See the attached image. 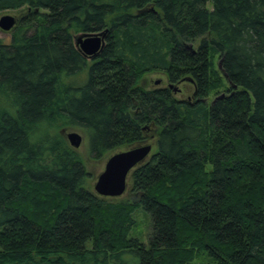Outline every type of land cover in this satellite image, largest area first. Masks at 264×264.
I'll return each mask as SVG.
<instances>
[{
  "label": "trees",
  "instance_id": "16d2710c",
  "mask_svg": "<svg viewBox=\"0 0 264 264\" xmlns=\"http://www.w3.org/2000/svg\"><path fill=\"white\" fill-rule=\"evenodd\" d=\"M22 10L0 40V264H264V0H0ZM79 33H106L99 57ZM217 55L228 88L208 101ZM151 72L191 79L195 101L140 87ZM59 122L96 160L157 132L135 201L86 187L77 153L41 135Z\"/></svg>",
  "mask_w": 264,
  "mask_h": 264
},
{
  "label": "rangeland",
  "instance_id": "374dc122",
  "mask_svg": "<svg viewBox=\"0 0 264 264\" xmlns=\"http://www.w3.org/2000/svg\"><path fill=\"white\" fill-rule=\"evenodd\" d=\"M25 10L22 11H2L0 12V19L5 16V15H11L14 16L17 19V25L16 28H14L12 31L10 32H3L0 29V40H2L4 43L6 44H10L13 40V36L15 34V31L19 28V26L21 25V23H23L27 18H26V11ZM89 34H74V38H73V42L76 46V48L79 49L78 47V40L80 38H86ZM106 45V42H105ZM105 47V46H104ZM216 62L219 65V68L217 67V69L219 70V77L220 79H223L222 81V89L214 92V94H211L208 97V101H212L213 99H215L217 97V94H223L225 93L226 89L228 88V84L226 82V80L224 79V75L220 70V58L217 55L216 57ZM91 61V60H89ZM187 80V77L182 81ZM159 83V84H157ZM139 86L146 89V90H154V89H159V88H166L169 86H174L177 89H180L181 92L175 94L174 96L179 99V100H183V101H190V103L195 101L194 96V86L187 80L183 83H172L167 75H165V73L162 72H151L148 73L146 75H144L140 80H139ZM62 122L57 123L56 129H50V130H46V128L41 127L40 131H41V135L47 134L49 135L50 138H54L55 136H61L67 147L70 148L71 150L75 151L77 153V155L79 156L80 160L83 162L86 171L88 172V177L86 178V187L93 193L97 194L95 191V184L97 183V180L99 178V176L104 172L105 170V166L107 161L115 154L117 153H121L124 151H128L130 149H133L135 147H140V146H145V145H152V153L151 155L147 158L146 161L150 160L152 158V156L156 153L157 150V132L154 130H146L144 131L145 134V141L141 142V143H136L133 145H125V146H120L118 148H115L111 151H109L108 153H106L101 159L96 160L94 158L91 157L90 155V144H89V137L87 136L86 132L80 128H75V127H71L68 125H64L61 124ZM78 133L82 136L83 141L82 144L80 146V148L78 149H74L68 140V134L69 133ZM145 161V162H146ZM136 195H134V193L132 192V172L129 175V179H128V187H127V191L124 195H122L121 197L118 198H106V200L108 202H127V201H135ZM134 219L136 221V225L131 233V237H135L138 238L139 240H141L142 242H144L145 244H148V238H149V233H150V223H151V219L149 217V215H147L142 209H137L135 211L134 214ZM206 261L204 259L202 260H198L196 262H194L193 264H206Z\"/></svg>",
  "mask_w": 264,
  "mask_h": 264
},
{
  "label": "water",
  "instance_id": "95a60500",
  "mask_svg": "<svg viewBox=\"0 0 264 264\" xmlns=\"http://www.w3.org/2000/svg\"><path fill=\"white\" fill-rule=\"evenodd\" d=\"M16 25L17 19L14 16L5 15L0 19V29L3 32L12 31ZM105 36L106 33H93L86 38H80L78 40L79 50L86 57L98 56L105 45ZM67 137L74 149L80 148L83 141L80 134L73 132L69 133ZM152 149V145H145L113 155L107 161L104 172L95 184L97 195L104 198H118L124 195L127 191L129 175L147 160Z\"/></svg>",
  "mask_w": 264,
  "mask_h": 264
},
{
  "label": "flooded vegetation",
  "instance_id": "af4514ba",
  "mask_svg": "<svg viewBox=\"0 0 264 264\" xmlns=\"http://www.w3.org/2000/svg\"><path fill=\"white\" fill-rule=\"evenodd\" d=\"M106 42V41H105ZM105 46V45H104ZM103 49H104V47H103ZM102 52V51H101ZM101 54V53H100ZM100 54L98 55V56H96V57H94V58H90V57H87L89 60H93V59H95V58H97V57H99L100 56ZM86 57V56H85ZM189 78H187V80H188ZM187 80H185V81H187ZM185 81H180L179 83H183V82H185ZM190 83H192L190 80H188ZM168 88H170V89H172L173 90V92H174V94H177V93H180L181 92V90L180 89H177V88H175L174 86H169ZM194 89H195V87H194ZM176 90H177V92H176ZM195 94H196V91L194 92V98H195ZM216 99V98H215ZM148 130V129H147ZM144 131H146V128H143V132Z\"/></svg>",
  "mask_w": 264,
  "mask_h": 264
}]
</instances>
